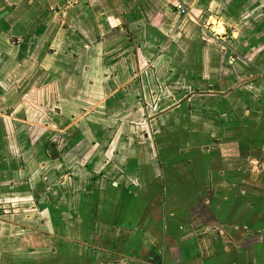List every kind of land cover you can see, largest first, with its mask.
I'll return each instance as SVG.
<instances>
[{"label": "crops", "instance_id": "obj_1", "mask_svg": "<svg viewBox=\"0 0 264 264\" xmlns=\"http://www.w3.org/2000/svg\"><path fill=\"white\" fill-rule=\"evenodd\" d=\"M0 264H264V0H0Z\"/></svg>", "mask_w": 264, "mask_h": 264}, {"label": "built area", "instance_id": "obj_2", "mask_svg": "<svg viewBox=\"0 0 264 264\" xmlns=\"http://www.w3.org/2000/svg\"><path fill=\"white\" fill-rule=\"evenodd\" d=\"M178 11L182 14V15H186L188 14L190 11H191V8L188 7V6H185L184 4L182 3H178L176 5Z\"/></svg>", "mask_w": 264, "mask_h": 264}]
</instances>
